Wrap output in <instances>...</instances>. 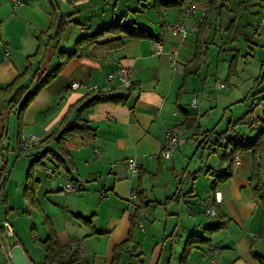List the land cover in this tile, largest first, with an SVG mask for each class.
<instances>
[{
	"label": "crops",
	"instance_id": "0c3cea01",
	"mask_svg": "<svg viewBox=\"0 0 264 264\" xmlns=\"http://www.w3.org/2000/svg\"><path fill=\"white\" fill-rule=\"evenodd\" d=\"M76 1L68 2L74 11L77 10ZM152 1L137 0L135 2L140 7L126 8L125 13L115 17L116 2H119L115 0L112 8L101 9L98 15H93V25L96 28L82 27L80 30L81 33L88 34L109 25L114 19L121 18L123 23H126V19L131 17L134 20L130 23H138L150 29L158 34L157 39L126 37L123 33H109L97 38L96 42L102 43L121 37L124 44L115 50L104 51L97 48L90 50L88 55L71 58L28 105L23 114L20 133L15 120V128L13 126L12 130L13 133L15 131L13 137L19 148L21 136L26 135L27 131L36 133L40 141L60 125L68 112L69 119L80 116L96 130L95 140L71 149L72 166L68 171L62 167L57 168L56 161L50 154L33 165L34 176L38 180L35 190L37 202L50 218L63 248L67 249L70 241L77 240L83 247L84 255L81 257L86 264H110L113 247L128 236L129 217L137 205V198L129 199L130 190L137 188L140 182L145 192L144 201L148 203L145 189L148 180L152 194H155V187L161 192V196L154 199V210L163 207L165 215L151 214V227L150 224L146 227L148 206L140 212V220L135 227L136 245L133 247L131 243L127 246V250L122 254L121 264H180L181 253L188 237L192 234L198 235V231L202 236L205 235L204 227L216 221H223L224 226L213 234L208 243H196L186 257V264H259L254 254L264 256V203L256 199L250 191L251 151L236 152L241 161L236 166L231 162L228 178L217 179L221 174H215L216 177L211 174L213 177L209 178V186L203 197H200L195 182L202 173H210L208 169L203 171L202 167H199L194 174H188L187 178L183 179V174L176 175L173 156L163 158L156 155L163 146L166 129L179 128L183 133L188 132L187 129L177 126L182 121L181 116L177 117L178 92L183 84V67L194 53L198 24L208 1L190 0L189 2L196 5L194 14L186 13L185 6L182 10L169 9L165 12V20L168 22L183 20L187 23L189 33L183 38L162 31L155 16L150 17L149 23L144 21L147 24L139 22V12L151 11ZM95 3L104 6L109 4L107 0H97L89 5ZM58 6L60 14H64L60 5ZM2 8L0 0V10ZM95 8L97 7L92 6L90 9L94 11ZM130 10L137 13L133 15ZM15 14L11 17H0V87L7 85L25 70L26 57L36 52L37 35L44 32L50 24V7L46 0H27L19 8V13ZM10 25L14 28V39H11L8 30ZM20 25L23 26L22 29H19ZM27 26L32 28L31 32L24 29ZM42 41L45 43L43 54L32 63L38 75L44 71L56 48L55 39L49 40L46 35L42 36ZM154 41H161L163 47L160 52L156 51ZM173 57L176 59L174 68L170 65ZM119 65L132 69V85L129 88H117L106 79L107 73ZM199 70L190 76L198 74ZM72 81L98 87L110 95L123 96L125 100L99 102L84 109L79 115L77 110L81 99L88 92L82 86L71 88ZM184 94L179 99L181 105ZM18 107L19 105L9 106L6 100L0 97L2 160V149L9 151L4 165L1 166L4 169V183L0 201L6 205V209L0 218V238L2 242L4 240L6 248L19 244L33 264H50L44 262L42 248L31 237L32 227L40 239L45 238L48 232L41 223L39 211L24 197L17 205L15 202L11 204V200L21 195L20 187L26 180L25 177L22 183L23 171L26 172L31 162L45 149L56 150V145L54 141L39 145L38 141L27 152L22 151L20 154L14 150L9 144L8 133L11 128L10 116L16 115ZM190 112L197 116L195 111ZM249 125L252 130L253 120ZM237 128L238 126L231 127L230 130L235 133L230 135L227 126L225 131L229 132V135L226 137V134L225 139L241 142L245 141L242 140L244 137L254 138L258 132H238ZM226 146L229 148L231 144L229 146L226 143L224 150ZM11 157H14V161L9 169ZM128 157H136L139 163V174L136 177L129 175L126 167ZM228 160L222 163L220 172L226 171ZM261 160L260 156V162ZM256 161L259 162L257 159ZM260 162V171H264V165ZM14 167L16 171L13 173ZM47 168H53L54 172L48 174ZM184 171L182 169V172ZM67 179L79 183L78 191H62ZM210 200L216 210L214 216L206 212ZM19 209L21 215L18 214ZM5 219L9 220L13 227L8 236L4 233ZM147 228H150L149 232ZM138 230L143 234L142 239L138 236ZM147 235L151 241L150 245L142 241L146 240ZM37 247L40 248L39 251ZM214 247L216 252L209 253ZM1 255L6 260L0 249V258ZM211 257L216 260L215 263L211 261Z\"/></svg>",
	"mask_w": 264,
	"mask_h": 264
},
{
	"label": "trees",
	"instance_id": "16d2710c",
	"mask_svg": "<svg viewBox=\"0 0 264 264\" xmlns=\"http://www.w3.org/2000/svg\"><path fill=\"white\" fill-rule=\"evenodd\" d=\"M50 7V24L44 32H40L37 35L38 46L36 52L26 57V68L25 70L16 75L7 85L0 87V97L6 100L7 104L11 107L19 105L16 112L17 127L20 133L23 125V114L28 105L31 103L33 98L54 78L56 77L63 66L74 57H80L83 55H88L90 50L102 49L104 51L115 50L123 46L124 42L121 37H117L110 41L97 43L96 39L105 34H120L123 33L126 37L135 38H148L157 39L159 36L155 34L150 29H146L144 26L138 23H123L122 19H114L112 22L104 27L97 30H93L88 34L84 33L77 37L73 43L70 50L64 51L59 49V54H64V58L59 60V63L53 67L49 72H42L37 74V70L33 69L32 63L37 61L43 54L45 43L42 41V36L55 39V45L58 46V42L62 37L63 33L66 31V27L69 22H71L70 14L64 15L59 12L58 0H46ZM190 0H153L152 8L154 10L155 18L160 22L159 28L163 31V27L170 24L165 20V12L169 9L182 8L188 4ZM249 3L243 0H209L208 6L205 9L201 20L198 24V31L194 39L195 50L191 55L190 59L184 64V79L183 84L178 92L177 108L178 111L182 113L183 119L177 125L184 129H191L194 127L195 115L189 113L180 103V97L188 92V78L191 74L196 73L202 63L206 62L209 45L214 42L215 37L219 31L224 32L220 36L223 38V43L236 44L239 42L238 36L240 31L235 27V21L241 17L249 9ZM185 10V9H184ZM224 11L230 12L233 18L223 21ZM215 13L214 19L210 16ZM181 21V20H180ZM177 22V21H176ZM173 23V22H172ZM52 32V34H51ZM210 32H212V39L208 41L210 37ZM225 39V40H224ZM245 40H248L245 37ZM264 65V63H262ZM232 62L230 63V69H232ZM232 72V70H230ZM125 97L120 95H110L108 92L98 88L95 91L88 92L84 98L81 99L79 109L77 112L80 113L84 109H88L95 104L103 101H113L121 102L124 101ZM69 113V112H68ZM68 113L60 122V125L53 130L48 136L42 138L39 141V145L46 144L50 141H54L56 145V150L45 149V151L37 158H35L29 165L26 173V180L23 189V197L39 211L41 216V223L47 228L48 232L45 238L40 239L36 233L34 227L30 229L31 237L33 241L38 244L44 252V262L50 264H86L82 260L81 254L77 249H66L63 248L56 235V231L52 226L50 218L42 211L40 205L35 197V190L37 188L38 180L35 179L34 172L35 169L33 165L39 163L42 157L47 154L52 155L56 161V167H62L66 171L72 166L71 149L83 145L87 142L95 140L96 130L95 128L88 125L86 121L80 118L69 119ZM229 149V150H228ZM251 151L252 156V170L249 177V187L252 195L264 203V183H262L259 172L260 168L256 162L257 156L264 152V119L261 120V128H259L257 134L254 138L248 139L241 142H232L231 146L228 148L226 146L225 152L222 154L221 158L229 161V165L226 171L223 172L220 177L226 179L230 176L231 162L236 152L238 151ZM143 172V171H140ZM4 169H0V195L3 194V183H4ZM141 179V174L139 175ZM144 189L141 187L139 182L137 188H135V194L137 200V205L129 217V230L127 238L115 245L112 249L113 256L110 264H121L122 254L127 250L129 244H133L135 247V227L140 220V212L144 210L148 203L144 201ZM224 226L223 221H216L210 225L204 227L205 235L199 236L192 234L186 240L184 248L181 253L180 264H186L185 260L190 252V250L195 246L196 243H208L212 238L213 234L219 231ZM258 259L259 264H264V256L254 254Z\"/></svg>",
	"mask_w": 264,
	"mask_h": 264
},
{
	"label": "rangeland",
	"instance_id": "374dc122",
	"mask_svg": "<svg viewBox=\"0 0 264 264\" xmlns=\"http://www.w3.org/2000/svg\"><path fill=\"white\" fill-rule=\"evenodd\" d=\"M95 1L97 2V0H77L75 2L77 10L74 11L73 6L71 7L68 2H61V0H58L62 12L64 14L71 13L70 17L72 22L68 23L66 31L62 35L61 41L53 50V55L49 57V61L47 62V66L43 72H49L59 63L60 59L62 60V58H64V54H59V49H63L64 51L70 50L75 39L83 34L81 33L80 28H96L95 25H93L94 19L92 17L94 14L98 15L101 9H106L108 7L112 8V4L115 2V0H107L109 4H106L105 6L103 4L100 5L101 3H95L92 6L97 8L92 11L90 9L92 6L89 4H92ZM100 1L102 0H99V2ZM135 1L137 0H119V2H116L117 8L114 13L115 17H118L121 13H125L126 8L132 9L140 7V5H138ZM243 1L248 2L250 6L248 11L235 21V27L240 31V35L238 36L239 42L236 44L223 43L222 40L224 37L220 38V36L221 34L223 35L224 32L219 31L218 33L221 34H218L215 37L211 46L209 45L210 49L207 60L202 63V67L198 74L189 76L188 84L190 82V89L188 88V92L183 96L182 106L189 113H192L190 111H195L197 116H195L194 127L188 129V132L183 134V139L187 142H182L179 146V150H177L178 147H176L172 156L176 167V175L180 176L183 174V179L187 178L188 174H194V172H196L195 170L199 167H202L203 171L208 169L207 171L210 173H202L198 176L195 182V186L199 191L200 197L205 195L209 186V178H212L213 174L214 176L215 174H222L219 170L222 163H226V160L221 158L222 154L225 152L224 146L226 143L229 146L232 144L231 139L226 140V137L229 135V132L226 133L227 131H225L226 127L229 126L230 130L231 127L234 128L238 126L236 129L238 132L242 131L244 133H255L259 128H261V120L264 119V65H262V63H264V0ZM24 2H27V0H21L20 5L13 6L10 0H1L3 8L0 10V15H4L0 17H11L16 15L15 12L19 13V8L24 4ZM88 9H90V11ZM130 12L132 11L130 10ZM132 13L134 15L137 12ZM154 13L153 9L148 12H139L137 18L139 22L147 24L155 15ZM223 14V21L233 18V15L230 12L224 11ZM215 15V13H212L210 18L214 19ZM124 17L126 18V15ZM131 20L134 19L131 17L129 20L126 19V23L129 24ZM22 27L23 26L20 25L19 29H22ZM24 29L31 32L32 28L27 26V28L24 27ZM8 30H10L11 39H14L15 33L12 25L8 26ZM209 35L210 37L208 38V41L212 39V32H210ZM245 37H247L248 40H245ZM231 62L233 66L232 69H230ZM230 70H232V72ZM217 83H222L223 86L219 87L216 85ZM194 98L196 99V105L192 106L191 101ZM178 112L177 117L179 118L181 116L183 119L182 113L180 111ZM222 116L223 119H221ZM252 120L254 125L251 130L249 124ZM14 123L17 125V119L16 115L14 116V114H12L10 116L11 128L8 133L10 139L9 144L14 150L21 154L23 153L21 147H18L17 141L13 137V134L15 133V131L13 133L12 130L13 126L15 128ZM231 130L230 135L235 133V131ZM29 133L33 132L27 131L26 135ZM249 137L250 136L244 137L242 140H248ZM232 138L234 140V137ZM6 150V148H3L1 151L3 154V160L2 156H0V169L1 166L4 165L7 152H9ZM237 155L238 153H235L234 157ZM260 156L262 159L261 162ZM10 160L11 161L8 163L9 169L12 167L14 157H11ZM257 160L264 165V152L257 156ZM256 162L257 164L259 163L258 161ZM182 169L185 170V173L182 172ZM15 171L16 167H14L13 173ZM26 173L27 171H23L22 183L26 177ZM259 175L261 181H264V171L261 170ZM216 178L219 179L220 176ZM146 182L147 185L145 189L149 205L147 208L148 214L146 216L145 223H148L146 224V227H148L149 224V227H151V214L154 213L153 216H156L157 214L165 215V212L163 207L154 210V207L156 206L154 199L159 198L161 196V192H159L160 190L155 187V194H152L150 182H148V180ZM20 188L21 195L19 194L17 197H13L11 204L15 202L17 205L18 202H22L24 184L21 185ZM97 195L98 193H96V196ZM129 199L131 198L129 197ZM173 208H175V206H173ZM5 209L6 205L0 201V218L4 215ZM18 214H22L20 209ZM154 226L155 225H153V227ZM147 229L149 232L150 228ZM197 233L199 236H202L199 231ZM2 235H4V233ZM142 235V232L138 230L139 238L142 239ZM145 238L146 240H142L144 244L147 243L150 245L151 241L149 239V235ZM148 245L147 248H149ZM39 249L40 248L37 247L38 251ZM0 260L1 264L7 263L2 255Z\"/></svg>",
	"mask_w": 264,
	"mask_h": 264
},
{
	"label": "built area",
	"instance_id": "2783aa9c",
	"mask_svg": "<svg viewBox=\"0 0 264 264\" xmlns=\"http://www.w3.org/2000/svg\"><path fill=\"white\" fill-rule=\"evenodd\" d=\"M10 1L12 2L13 6H17L21 4V0H10ZM62 1L69 2L70 0H62ZM195 9H196V5L193 2H189L185 7V12L188 14H194ZM163 31L168 32L169 34L175 37H182V38L186 37L189 33L188 25L183 20L173 22V23H170L164 26ZM154 45L156 47V51L160 52L163 47L161 41H154ZM170 65L172 66V68L176 66L175 57L171 59ZM106 79L108 82L114 84L115 87L117 88H129L132 85V69L126 65H119L115 70L107 73ZM216 85L219 87L223 86L222 83H217ZM70 86L73 89H76L82 86L83 88L86 89L87 92L95 91L98 89V87H94V86L87 85V84H82L79 81H72ZM195 101H196L195 98L191 101L192 106L196 105ZM183 134H184L183 130L179 128L166 129L164 133L163 146L161 150L159 151V153H157L156 155H159L163 158H171L172 153L176 149V147H178L179 144L185 141L183 139ZM38 141L39 139L33 133H29L28 135H22L21 136V143H22L21 150L22 151L30 150ZM239 163H240V157L239 155H237L233 158V164L236 166ZM126 167L131 177H136L138 175L139 163L136 157H128L126 159ZM52 169L53 168H47V172L51 174L53 172ZM63 190L64 191H78L77 187L69 181L65 183ZM129 197L131 198V200L136 199V194H135L134 189L131 190ZM206 212L212 216L216 215V210L214 208L212 200H210V202L208 203ZM3 227H4V233L7 236L12 233L13 227L11 223L9 222V220L5 219L3 221ZM69 247L72 249H77L81 255H84L83 247L81 243L78 242L77 240L70 241ZM10 248L11 247L6 248L0 238V249L5 254L7 264H12L11 259H10ZM216 250L217 249L214 247L209 251V253L210 252L215 253ZM211 261L213 263L216 262V260L212 257H211Z\"/></svg>",
	"mask_w": 264,
	"mask_h": 264
},
{
	"label": "water",
	"instance_id": "95a60500",
	"mask_svg": "<svg viewBox=\"0 0 264 264\" xmlns=\"http://www.w3.org/2000/svg\"><path fill=\"white\" fill-rule=\"evenodd\" d=\"M10 259L12 264H33L19 244L11 246Z\"/></svg>",
	"mask_w": 264,
	"mask_h": 264
},
{
	"label": "bare ground",
	"instance_id": "6f19581e",
	"mask_svg": "<svg viewBox=\"0 0 264 264\" xmlns=\"http://www.w3.org/2000/svg\"><path fill=\"white\" fill-rule=\"evenodd\" d=\"M34 135H35V134H34ZM35 136H36V135H35ZM36 137H37V136H36ZM21 145H22V143H21V141H20V147H21ZM28 151H29V150H28ZM23 152H27V151H23ZM52 170H53V172H54V169H52ZM46 171H47V170H46ZM53 172H52V173H53ZM47 173H48V172H47ZM52 173H51V174H52ZM48 174H50V173H48ZM138 174H139V173H138ZM68 181L71 182V183H73V184L77 187V189H79V188H78L79 183L72 182L71 180H68V179H67L66 182H68ZM64 185H65V184H64ZM63 187H64V186H63ZM63 187H62V191H64V190H63ZM134 190H135V189H134ZM64 192H65V191H64ZM67 192H72V191H67ZM69 248H70V247H69V245H68L67 249H69Z\"/></svg>",
	"mask_w": 264,
	"mask_h": 264
}]
</instances>
